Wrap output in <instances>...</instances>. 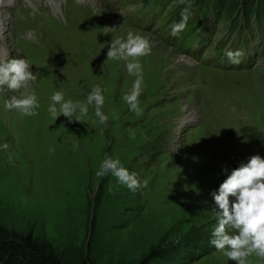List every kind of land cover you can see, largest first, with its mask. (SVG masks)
<instances>
[{
  "label": "rangeland",
  "instance_id": "1",
  "mask_svg": "<svg viewBox=\"0 0 264 264\" xmlns=\"http://www.w3.org/2000/svg\"><path fill=\"white\" fill-rule=\"evenodd\" d=\"M259 2L264 8V0H217L213 12V0H195L192 8L191 0H95L86 7L58 0L55 8L50 0L7 2L0 59L25 58L39 73V108L33 116L7 109L4 101L20 93L0 91V225L31 230L75 263L87 255L94 264H236L210 243L218 211L211 193L242 162L264 157L257 145L245 149L264 136V19L248 12L249 25L242 13ZM185 8L186 26L173 36ZM130 28L160 43L150 42L151 54L138 58L141 115L123 99L137 78L126 67L133 58L107 59L111 41ZM199 45L205 53L189 52ZM215 48L221 58L243 55L238 63L227 57L229 67L210 57ZM97 85L106 125L94 104L85 116L53 119L56 91L86 102ZM106 155L136 172L141 187L133 192L111 173L98 178ZM247 264L264 258L253 254Z\"/></svg>",
  "mask_w": 264,
  "mask_h": 264
},
{
  "label": "clouds",
  "instance_id": "2",
  "mask_svg": "<svg viewBox=\"0 0 264 264\" xmlns=\"http://www.w3.org/2000/svg\"><path fill=\"white\" fill-rule=\"evenodd\" d=\"M181 3L184 0H180ZM189 9L185 8L180 23L172 26V35L176 36L186 26ZM107 34V32H105ZM151 54V43L147 36L129 30L126 38L111 41L107 51V59L119 60L133 58L126 64L128 72H135L136 79L131 90L124 95L130 109L141 115L139 97L142 94L143 68L138 58ZM227 56L231 62L238 63L242 52L228 51ZM31 63L25 58L0 59V91L5 88L20 95L11 96L4 101L7 109H15L26 116L36 115L39 108L38 97L33 85L36 83L39 73L33 74ZM53 103L48 107L54 120L61 114L72 120L74 114L79 112L81 116L88 114L89 105L95 106L94 114L99 118L101 125H106L108 117L103 113L105 103L101 86H95L88 94L86 102H74L65 100L62 91H56L51 97ZM59 104V110L56 105ZM76 121H80L76 117ZM8 148L7 144L2 146ZM76 147V145H73ZM227 172V168L224 169ZM111 173L119 184L135 192L141 187L138 174L129 171L121 164V161L111 156H105L96 175L102 178ZM147 185V180L143 182ZM216 209L217 223L211 235L210 243L217 249L223 250L224 255L236 264H247L248 257L255 254L264 258V158L253 155L247 163H241L233 169L230 175L220 184L218 191L211 193ZM230 197L234 200L230 201ZM230 230H235L230 234Z\"/></svg>",
  "mask_w": 264,
  "mask_h": 264
},
{
  "label": "trees",
  "instance_id": "3",
  "mask_svg": "<svg viewBox=\"0 0 264 264\" xmlns=\"http://www.w3.org/2000/svg\"><path fill=\"white\" fill-rule=\"evenodd\" d=\"M251 0H249L250 2ZM221 5V3H220ZM222 6V5H221ZM253 7L254 10H251ZM261 3H251L242 13L256 11L264 15ZM220 8V7H218ZM239 15V13H237ZM235 15V14H234ZM0 264H94L87 255H83L78 263L66 261L53 247L50 241L40 238L31 230L18 232L0 225ZM135 264H148L138 262Z\"/></svg>",
  "mask_w": 264,
  "mask_h": 264
},
{
  "label": "bare ground",
  "instance_id": "4",
  "mask_svg": "<svg viewBox=\"0 0 264 264\" xmlns=\"http://www.w3.org/2000/svg\"><path fill=\"white\" fill-rule=\"evenodd\" d=\"M14 0H0V11L1 12H8V10H7V7H8V5H10V4H7V2H11V4H12V2H13ZM51 1V3H54L53 5H54V8H55V5L57 4V3H55L56 1H58V0H50ZM73 1H75L76 2V4L77 5H82V6H85L86 7V5H83L84 3H86V2H89V3H95V0H73ZM83 8V7H82ZM87 9V8H86ZM7 16H8V19L4 16V15H0V31L2 32V33H6V32H8L9 31V29H10V19H11V15L10 14H6ZM109 18H110V20L111 21H113V23H115L116 25L118 24V25H123L120 21H119V19L117 18V17H115V16H112L111 14H109ZM118 19V20H117ZM115 25V26H116ZM114 28V27H113ZM130 30H132V31H134V32H136L135 30H133L132 28H130ZM129 31V30H128ZM127 31V32H128ZM145 36H147V38L149 39V41L150 42H153V43H155V45H157V46H159L160 45V43H158V42H156L155 40H153L152 39V37L150 36V35H145ZM183 56H185L186 57V55H183ZM185 57H182V58H185ZM180 58L181 57H179V60H180ZM185 59H188V60H190V61H192V62H194L193 60H191V59H189L188 57L187 58H185ZM194 118V117H193Z\"/></svg>",
  "mask_w": 264,
  "mask_h": 264
}]
</instances>
